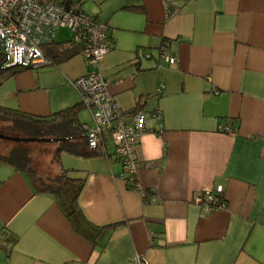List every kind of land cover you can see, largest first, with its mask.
<instances>
[{
	"label": "crops",
	"instance_id": "0c3cea01",
	"mask_svg": "<svg viewBox=\"0 0 264 264\" xmlns=\"http://www.w3.org/2000/svg\"><path fill=\"white\" fill-rule=\"evenodd\" d=\"M167 6L178 11L167 17ZM82 7L109 25L111 49L99 66L109 92L126 118L146 112L137 149L145 192L115 155L62 151L49 171L85 182L80 214L69 218L53 193L0 162V264H133L136 255L148 264H264V0ZM72 37L61 27L55 41ZM88 72L80 53L24 67L0 85V106L50 117L81 103L73 81ZM84 108L79 121L93 124ZM219 187L224 207L195 202Z\"/></svg>",
	"mask_w": 264,
	"mask_h": 264
},
{
	"label": "built area",
	"instance_id": "2783aa9c",
	"mask_svg": "<svg viewBox=\"0 0 264 264\" xmlns=\"http://www.w3.org/2000/svg\"><path fill=\"white\" fill-rule=\"evenodd\" d=\"M167 6L166 16L177 12ZM61 27H68L72 40L81 45L89 72L73 81L81 101L92 113L93 124L81 127L89 146L101 148L107 155H115L123 164L124 172L131 186L145 192L137 178L143 165L137 152L142 136L147 132L146 112L137 108L132 117L126 118L124 110L109 92L110 80L100 70V62L111 49L109 25L89 14L82 7V0H0V56L2 66L30 65L39 68L49 65L43 46L51 43ZM161 57L173 64L176 58L162 49ZM163 91L159 85L157 92ZM152 115L159 121L162 113ZM226 132L234 133L230 126H223ZM195 202L205 205L208 211L225 206L223 188L199 194ZM133 264H148L141 255H136Z\"/></svg>",
	"mask_w": 264,
	"mask_h": 264
},
{
	"label": "trees",
	"instance_id": "16d2710c",
	"mask_svg": "<svg viewBox=\"0 0 264 264\" xmlns=\"http://www.w3.org/2000/svg\"><path fill=\"white\" fill-rule=\"evenodd\" d=\"M44 54L50 61L49 65H59V63L79 54L81 45L71 41L57 42L55 39L43 46ZM4 58L0 56V66ZM24 67L13 66L0 69V85L5 79L15 75ZM41 68V67H39ZM82 107H85L81 101L80 104L66 108L50 117H38L21 112L17 109L0 106V124L1 132L24 137H51L66 138L58 142L54 159H58L62 151L70 152L82 156L108 155L101 148H91L81 127L86 124L79 121L78 113ZM135 112V111H134ZM14 142V141H13ZM23 144L31 142H21ZM0 162L11 164L17 169L29 175L37 189L42 192L53 193L69 218L80 214L79 196L84 187V180L73 179L68 176L66 170H62L55 177H44L37 173L31 165L32 158L26 148H14L7 153L0 152ZM223 200L225 198L223 196ZM113 224L111 227H115Z\"/></svg>",
	"mask_w": 264,
	"mask_h": 264
},
{
	"label": "rangeland",
	"instance_id": "374dc122",
	"mask_svg": "<svg viewBox=\"0 0 264 264\" xmlns=\"http://www.w3.org/2000/svg\"><path fill=\"white\" fill-rule=\"evenodd\" d=\"M89 110L90 109L88 107H85L82 110V112H84L85 115H87L90 114ZM1 128H2V124H0V132L2 131ZM57 144L58 143H52V142H31V143L23 144L21 142H13V141L0 139V152L5 154L14 148H20V147L26 148L29 151L32 158L31 165L36 169L37 173L44 177H48V176L55 177L54 172H50L49 168L52 167L51 159L56 151V148L58 146Z\"/></svg>",
	"mask_w": 264,
	"mask_h": 264
},
{
	"label": "water",
	"instance_id": "95a60500",
	"mask_svg": "<svg viewBox=\"0 0 264 264\" xmlns=\"http://www.w3.org/2000/svg\"><path fill=\"white\" fill-rule=\"evenodd\" d=\"M11 67V66H8ZM7 66H0L2 68H8ZM26 68H31L30 65H24ZM0 139L14 141V142H60L66 140V138H51V137H24V136H14L8 135L5 133L0 132Z\"/></svg>",
	"mask_w": 264,
	"mask_h": 264
}]
</instances>
